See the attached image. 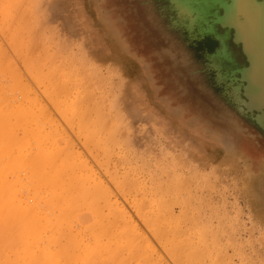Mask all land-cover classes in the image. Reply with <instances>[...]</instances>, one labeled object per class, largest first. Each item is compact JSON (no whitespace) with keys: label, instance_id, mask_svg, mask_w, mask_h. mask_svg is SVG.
<instances>
[{"label":"rangeland","instance_id":"1","mask_svg":"<svg viewBox=\"0 0 264 264\" xmlns=\"http://www.w3.org/2000/svg\"><path fill=\"white\" fill-rule=\"evenodd\" d=\"M263 5L0 0V111L16 126L0 133L18 138L0 153H43L91 186L99 222L136 246L127 264H264V92L247 95L237 40L263 84ZM79 196L62 220L83 240L97 206Z\"/></svg>","mask_w":264,"mask_h":264},{"label":"bare ground","instance_id":"2","mask_svg":"<svg viewBox=\"0 0 264 264\" xmlns=\"http://www.w3.org/2000/svg\"><path fill=\"white\" fill-rule=\"evenodd\" d=\"M5 114L0 111V130L8 126L16 128L4 120ZM10 141H18L17 136L4 137L0 133L4 149ZM61 170L59 163L43 153H0V264H113L116 261L127 264L130 258H139L132 238L125 240L110 221L99 222L101 213L91 186H75L74 178L67 179L68 174ZM90 181H95L94 174L90 175ZM94 184L104 187L100 182ZM77 195L87 204L93 202L97 206L93 219L84 215L79 220L86 228L92 227L83 240H77L63 228L62 213L74 206ZM103 235L108 236V241H103ZM124 247L130 249L128 257L124 256Z\"/></svg>","mask_w":264,"mask_h":264},{"label":"water","instance_id":"3","mask_svg":"<svg viewBox=\"0 0 264 264\" xmlns=\"http://www.w3.org/2000/svg\"><path fill=\"white\" fill-rule=\"evenodd\" d=\"M261 13H262L261 19L264 21V18H263V15H264V5H263V8L261 10ZM260 26H261V24H260ZM263 26H264V24H263ZM235 31H236V34H237L240 30H239L238 27H235ZM237 40H240L242 42L243 50H244L245 54L247 55V59H248V62H249V65L248 66H245L243 68L244 69L243 72H245L244 78L247 81V85L245 86L246 92L248 93L247 95H249V97H250L251 91L254 92V90H258V89H261V91L264 92V76L259 75V77H258V82L263 83V84L260 85L259 83L254 82L253 80H251L250 76L248 75V71L253 67V57H252V54H251V52L249 51V49H248V47L246 45V42H247L246 41V38L243 37V38H240V39H237ZM247 43L251 44L249 37H248V42ZM252 47H253V45H252Z\"/></svg>","mask_w":264,"mask_h":264}]
</instances>
